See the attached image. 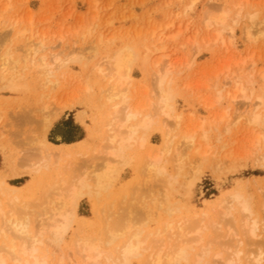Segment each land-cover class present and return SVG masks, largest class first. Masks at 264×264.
I'll use <instances>...</instances> for the list:
<instances>
[{"label":"bare ground","instance_id":"obj_1","mask_svg":"<svg viewBox=\"0 0 264 264\" xmlns=\"http://www.w3.org/2000/svg\"><path fill=\"white\" fill-rule=\"evenodd\" d=\"M196 1L188 0L185 12L192 9ZM213 6L203 9L201 20L202 28H205V31H211V35L205 37V42L199 41L195 38L197 35H194L191 40L193 47L197 48L202 44L208 49L214 45L231 49L234 45L233 26L238 25L242 18L250 22V25L242 26L245 39L253 41L264 38V28H258L260 24H264V19L257 21L259 15L257 10L244 11L239 8L234 11L220 4ZM14 20L10 23L14 24L12 26L17 24L18 19ZM258 22L261 23L258 25ZM256 23V28L259 30L253 32V24ZM12 28H8L10 29L8 32L12 31ZM27 31V28H17L11 38L6 33L7 36H3L4 33L0 34L3 36L0 40L2 41L0 44V90L26 95L23 98L24 101L22 97L18 98L15 110L11 114L16 124L21 123L24 127L16 128L12 132L13 137L17 135L21 137L20 140H15L20 152L15 155L13 153L10 156L6 155L4 164L8 167V171H12L9 169L12 159L14 166L27 167L28 172L34 175L28 183L16 186L6 181L5 177L9 175L6 173L7 169H0V264H63L66 262L68 264H130L132 259L143 256L142 251L149 248L154 250L152 249V252L150 249L147 254V264H216L215 258L219 259L221 252H214L212 258L210 257V253H213L211 252L213 243L210 240L204 241L202 228H218L216 225L222 223L221 221L224 222L225 228L234 229V231L232 229L228 231H233L235 236H242L240 238L254 242V238L258 235L256 230L264 226V218L260 219L263 220V224L259 221L260 209L262 208L264 212V199L263 202L260 199L262 204L258 203V199L245 193L244 185L241 184H237L232 190L224 193V196L216 202L217 204L209 202L200 209L199 213L194 211L200 216L197 223L194 221L197 215L180 220L174 218L175 213L183 208L194 210V207L188 203V199L191 197L193 187L200 181L201 170L208 160L207 152L210 148L208 147L210 146L209 133L203 128V122L198 121L197 126L195 124L196 128L187 129V118L177 113L173 104L174 97L181 91L177 83L181 69L175 67L168 44L178 38L180 31L169 34L159 31L156 34L155 28L147 35L143 34L144 36L131 41H119L113 37L104 38L100 35L95 37L94 43L84 48L80 46L81 51L75 49L71 52L69 49L70 53L67 54L61 52L65 47L58 52L48 50L47 38L43 33L33 42L30 38L32 33L29 36L26 35L27 37L24 36L28 34ZM36 32H34L35 35H38ZM34 33L32 38L35 37ZM22 39L24 41L20 45L12 42ZM69 61L81 63L84 72L79 80L82 85L81 94L76 96L72 103L62 104V102V105L49 111L48 99L52 90L50 92L48 90L61 86L62 68ZM134 65L139 66L143 77L150 75L151 89L145 83L141 86L143 90L139 91L140 87L134 83L131 75ZM186 65L190 63L187 62ZM252 74H254L252 70L247 71L242 67L227 68L223 73L222 81L220 82L217 77L213 84L215 99L211 100L212 103L205 105L208 111L214 103L225 98L235 100L237 96H240L247 101L250 100L253 97L250 89L253 82ZM260 78L264 82V72L261 73ZM227 84L231 85L230 89L225 88ZM37 90L40 93L35 98L34 94L37 95L36 92H39ZM142 94L145 96L141 97ZM52 98L54 100L53 95ZM254 98L256 102L252 103L253 107L247 111L243 110V113L247 115L250 123L260 125L264 121V96L258 94L254 95ZM76 104L83 105L90 111L89 124L85 122L84 110L78 111L76 117L86 126L88 142L91 139L94 144L87 145L81 141L58 145L50 143L45 137L47 130L65 108L74 107ZM2 112L5 113L4 110ZM1 114L0 112V116ZM241 114L238 112L236 117ZM193 115L194 112H190V116ZM160 121H164L160 147L152 150L147 148L146 162L143 165L140 163L136 165L135 171L139 176L140 173L142 174V179L140 177L137 181L134 180V184L132 183L134 187L131 189L133 193L131 192L130 199L134 194L133 201L137 203L132 202L133 205L128 206L127 201L123 202L127 204L125 210L122 209L121 203V214L114 212L115 217L112 218L110 215L104 216L105 218L100 221L102 226L93 225L94 228L98 226L97 230L91 228L90 223L85 225L79 220L80 216L77 214L81 196L93 198L100 191L107 190L118 173L119 163L129 161L137 150L146 147L150 130ZM102 135L104 137L101 139ZM254 142L258 150L263 151L261 155L264 159V133L259 132ZM3 145L5 144L0 140V146L3 147ZM71 147L75 148L71 150ZM213 154L212 158L209 157L210 161L213 160ZM51 156H57V158L64 156L67 158L65 163L71 165H74L71 160L76 159H73V156H82V158L79 162L76 161V166L67 164L68 166L65 167L72 168H69L70 172L65 174L60 165H53V160L50 163ZM68 158L71 160L69 161ZM30 161L34 163L25 164ZM168 162L172 164L170 170L167 167ZM212 164L218 166L216 162ZM137 166H140V170ZM211 168L216 169L213 165ZM50 169L54 172L50 174L51 178H47L46 173ZM187 173H190L189 178L186 177V181L181 184L184 188L181 196L184 202L179 204L173 199L177 191L173 183L178 180V177ZM19 174L20 171L15 168L10 175ZM259 188L264 191L263 186L260 185ZM146 193L147 196L152 197L151 205H148L151 199L147 202L142 200L146 199ZM262 194L264 195V192ZM130 199L129 201L132 200ZM206 200L203 199V202ZM105 208L103 214H106L108 210ZM216 210L221 213L222 220L218 217L216 219L219 221L213 219L215 217L213 212L216 213ZM108 213H111L110 210ZM223 215L226 219L222 218ZM261 216H264V213ZM148 222L155 223L154 232H146L145 228H149ZM73 228H75L73 237L66 244L68 252L54 256L55 252L61 250V244ZM237 228H240V231ZM164 233L166 239L162 236L164 240H158L159 235ZM152 234L153 236L157 234L156 240L154 238L155 241L151 242L158 243V248L153 244V246L150 244L146 246L147 237ZM219 237L214 241H220ZM261 237H259L260 241H263V236ZM207 238L210 239V237ZM260 243L257 242V244ZM210 244H212L211 247ZM238 253L233 254V257L232 254L229 256L231 261L229 258L225 260L228 263L234 260V264H245L246 257L243 259L244 255L241 256L240 252ZM257 255L250 256L251 259L248 261L251 264H261L263 259Z\"/></svg>","mask_w":264,"mask_h":264},{"label":"rangeland","instance_id":"obj_2","mask_svg":"<svg viewBox=\"0 0 264 264\" xmlns=\"http://www.w3.org/2000/svg\"><path fill=\"white\" fill-rule=\"evenodd\" d=\"M217 4L223 5V7L232 8L234 11L239 8L244 11L257 10L256 12L259 14L257 16V21L259 19H264V0H197L192 9L187 12H185V7L188 5V0H0V34L4 33L3 36H7L5 35L6 33L8 34V37L10 36L11 38L12 35L14 36V31L17 28L28 29V34H25L24 36H29L30 33L33 34L37 31L36 33L38 35H35L34 33L35 37L32 38L31 34L30 38L33 42L36 41L37 36L39 37L40 34L42 35L43 33L47 38L46 44L49 48L48 50L58 52L65 47L64 50L61 51L63 54L70 53V50L71 52L72 50L75 51V49L78 51L81 47L84 48L92 42L94 43L95 37L100 35L104 38L113 37L119 41H131L147 35L155 28L157 30L156 34H158L159 31H163L165 34L180 31L178 38L168 44V49L172 53L175 67L181 69L177 78V83L181 91H179L174 97L173 104L176 112L187 118V129L196 128L198 121L203 122V128L207 129L209 133L210 146L208 147L210 148H208V156L212 158L213 152H216L213 154L214 161H211L218 163V166L216 164L215 166L212 164L213 162L211 163L209 157L207 162L204 163L200 174V181L193 187L191 197L188 199V203L194 207V210L190 208L188 210L181 208L182 210L176 212L174 215V218L178 220L197 215L194 220L196 223L197 220L200 219V216L199 214H195L194 211L199 213L200 209L203 208V206L205 207L209 202L214 203V205L217 204L216 202L218 199L221 196H224V193L232 190L237 184L244 185L243 188L245 189V193L256 200L258 199V203L263 202L264 199L262 198L264 196L262 194L264 191L259 188L260 185L264 187V159L261 155L263 151L258 150L259 148L254 142V139L259 132L264 133V121L260 125L250 123L247 119V115L243 113V110L246 109L245 111H247L253 107L252 103L256 102L254 95L262 94L264 96V82H262V79L260 78L261 73L264 72V38H258L253 41L245 39L242 33V26L243 24L250 25V22L248 20L246 22V19L242 18L238 25L233 26L234 45L231 49H223V47L218 45H214L208 49L204 48L202 44L197 46V48L193 47L194 44L192 45L191 40L194 35H197L195 38L201 42H203V40L205 42V37L211 35V31H205V28H202L201 26L202 14L203 9L206 10L210 6H217ZM16 18L18 19L17 24L12 26L14 24L10 23ZM18 22L20 23L19 25ZM260 23L258 22V25ZM253 25V32L259 30L258 28H264V24H260V27L258 26V28H256L257 23ZM8 28H12V31L8 32L10 30ZM29 30L33 31L29 32ZM86 32L87 35H85ZM3 36L0 35V40ZM23 41L24 39L21 41L18 40V42H12L13 44L20 45ZM0 44H2V41H0ZM82 52L85 51L82 50ZM187 62H189L190 65L187 66ZM80 64L81 63L75 61H69L66 66L62 68L61 86L59 85L48 90L49 92L52 90L49 94L50 98L48 99L50 102V106L48 107L49 111L54 110L57 106L62 105L65 102V104L72 103L73 100L76 99L75 97L81 94L82 85L79 83V80H81V74H84V72ZM235 67H242V69L247 71L252 70V72H254L251 76L253 82L250 85L253 97L248 101L240 96H237L235 100L225 98L220 102L214 103L210 111H208L209 109H207L205 105H208L212 99V101L215 99L213 84L217 77L221 82L223 79V73L226 72L227 68L235 69ZM131 75L134 78V83L140 87V90L138 89L139 91L143 90V87L141 86L145 85V83L148 85L149 89L152 88L150 75L148 77H143L142 71L138 65H134ZM145 79L147 81H145ZM230 86L231 85L227 84L225 88L230 89ZM39 93L40 91L36 92L37 95L34 94V96H36L35 98H37ZM25 96L26 95L15 94L7 90H0V112L3 114L2 110L5 111V113L0 116V137H2L0 140L5 144L3 147L0 146V169H7L6 173L9 175L5 177L6 181L16 186H22L28 183L34 176L32 173L28 172L29 170L27 167L18 168L19 166H14L12 159L9 168L12 169V171H8V167L4 164V158L6 155L10 156L12 153L15 155L19 154L17 152H20V148L18 149L19 145L15 143V140H20L21 137L19 138L20 135L13 137L12 132L16 130V128L22 129L24 127H22L21 123L20 125L16 124L12 119L11 114L13 110H15L18 98L22 97L23 99ZM142 96L144 97L145 95L142 94L141 97ZM24 100L25 99L22 101ZM81 110L85 111V122L89 124L90 111L85 108V106L76 104L74 107L65 108L47 130L45 134L46 140L56 145L72 144L77 141L87 143V145L94 144L91 139H89L91 143L88 142L86 126L76 117L77 112ZM192 111L194 112V115L190 116V112ZM238 112H241L242 114L241 116L236 117ZM163 122L164 121H160L157 126L155 125V128L150 130L146 147L137 150L129 161L119 163L118 173L113 178L107 190L100 191V193L93 198L86 195L81 196L77 207V214L80 216L78 217L79 220L84 222L85 225H89L90 223L92 224L91 228L94 224L102 226L100 221H102V218H105L104 216L110 215L112 218L115 217V214H113L114 212L121 214V203L123 207L122 209L125 210L127 204L129 206L131 204L133 205L132 202H136L133 201V199H135L134 194L133 197H131L132 200L130 199L131 192L133 193L131 190L132 187H134L133 184L138 178L140 179L142 175L140 173L139 176L136 173V165L137 163L143 165L144 162H146L147 148H151L150 150H152L160 147L164 133L162 129ZM103 137V135L100 136L101 139ZM74 148L75 147H71V150ZM63 157L64 156L57 158V156H51L50 163L53 160L54 162H52V164H57L56 166L60 165L61 170L66 174L70 172L72 167H65L68 163H65L67 158ZM77 157H72L73 159H77H75V161L70 158H68V160L73 161V164L75 165L82 158V156ZM56 161L57 163H55ZM31 162L32 161L25 164L28 165ZM68 165L70 166L71 164L69 163ZM171 165L170 162L167 163L169 170L171 169ZM212 165L213 167H216L215 170H212ZM15 168L20 171V174L17 176L10 175ZM137 168L140 170V166H137ZM53 172L52 169L48 170L46 173L47 178H51L50 174ZM189 176L190 173L183 176L181 175L178 177V180L173 183L174 188L177 190L173 199L174 201H178L179 204L184 202L182 199L183 197L181 198L184 193V188L181 184L186 181ZM143 183L142 180V184ZM145 198L146 199L142 200L147 202L152 197L147 196ZM129 199L131 201H129ZM203 199H207L206 202H203ZM260 199H262L261 202ZM126 201L128 203L125 205ZM152 201V199L148 201V205H151ZM104 207L110 210L111 213L109 214L108 210H106V214H103L105 213ZM260 210L262 212V208ZM261 212L259 213V221L263 224V220L260 219H262V217L264 218V216H261L264 212ZM213 213L215 217L213 218L212 215V218L219 221V219H221V213L217 210L216 213ZM217 217L219 219H216ZM225 217L223 215L222 218L226 219ZM221 222L223 225L222 223H219V225L217 224L216 227L218 228H202L204 241L206 242V240H210L213 243L211 249V252L213 253H210V257L212 258L214 252H221L219 253L221 256L219 255L218 257L219 259H222L219 260L215 258L216 264L218 262V264H234V260L230 263H228L227 260L230 259L229 261H231V257L229 256L232 254L233 257L236 255V252H240L241 256L243 254V259L246 257L245 260L247 262L244 260L246 262L245 264H249L250 261L248 260L251 259L250 256H255L256 254L262 257L260 259H263V261L260 262L261 264H264V226L261 225L262 227L256 230L258 234H256L257 237L262 238L261 236H263V241H260V238L258 240L255 236L256 238L254 239L256 240V243L255 240H253L254 242L252 243L250 240L246 241L247 239L240 238L242 236H235L233 234L234 229L232 228L233 231L229 232L231 229L225 228L224 222ZM98 226L93 228L97 230L99 229L97 228ZM147 226L149 228H145V230L148 233L156 230V228H154V222H148ZM237 229L239 230L240 228ZM73 230H75V228L68 232L64 242L61 244V250L55 252L54 256H57L59 253L65 254L68 252L66 244L73 237ZM204 230L206 232H204ZM153 234L147 237L146 246L150 244V246L155 245L158 248V243H152L154 238L156 240L157 235L153 236ZM208 234L209 236H207ZM210 234L212 235V240ZM162 236L165 238L166 234H160L158 240H164L162 239ZM206 237H210V239H206ZM218 237L219 240L224 243L214 241L215 239L217 240ZM243 242L246 245H243ZM257 242L261 243L257 244ZM237 243L242 244L243 246H240L239 244L236 245ZM211 245L212 244H210V247ZM150 249L152 251L153 248L143 250V256L132 259L130 264H147V254ZM238 257L235 256L236 259H238ZM225 258L227 260H225ZM244 261L241 260V262ZM63 264H68V262Z\"/></svg>","mask_w":264,"mask_h":264}]
</instances>
